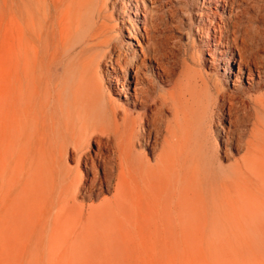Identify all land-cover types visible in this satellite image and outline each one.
<instances>
[{
    "label": "rangeland",
    "instance_id": "rangeland-1",
    "mask_svg": "<svg viewBox=\"0 0 264 264\" xmlns=\"http://www.w3.org/2000/svg\"><path fill=\"white\" fill-rule=\"evenodd\" d=\"M107 1L106 3L109 4H106V9L108 7V14H112V17L105 18L100 14V9H102L104 4L103 0H96L89 4L81 11L80 22L74 20L73 23L72 19L74 26L77 22L79 23V28L65 40L66 47L64 48L62 45L63 41L59 43L57 34L54 35L55 32H53V28L57 30V24L59 23L57 17L59 15H54L55 10L53 7V12H48L50 7L47 9L46 0L17 1L14 4L11 0H0V264H264V161L248 165L243 163H240V165L236 164L233 158L243 155L244 151L238 155L234 149H230L231 151L224 150L219 137L213 130V135H216L215 141L218 140L216 144H218V156L221 160V164L214 163L213 160L216 155L214 142L207 135L201 141L197 136L198 127L189 112H186L187 119L185 118L182 124H185L184 128L187 127V130H184L188 135L185 142L183 141L182 147L185 150V154L181 157L179 151L182 145H179V138L175 135L176 137L172 139L171 143V147L173 146L171 155L174 157L175 163L180 162L184 157H187L185 158L187 161L188 159L191 161L195 158H200L201 165L198 177L189 175L194 170L192 166L187 168L188 165H186V171L183 170V173L181 168L176 167V176L173 175V178H170L173 184L170 183L169 188L164 190L165 198L170 196L167 209L153 205L147 208L150 210V214L149 210H147L148 212L141 210V212H136L134 215H126L127 220L123 221L121 220L122 216H114L113 221L120 223V225H110L107 223V219L91 218L88 215L90 209L100 206L110 196V198L113 197L115 180H112L109 186L108 180L102 179L101 170L97 171L95 177L98 175V178L95 181L92 180L94 178L90 174L86 175L82 165L75 170V163L71 162L74 159L71 151H67L65 155L68 160L60 159L57 161L56 166L52 164L48 153L46 155V134L48 133V128H46V67L44 68L41 65L40 59L36 58L37 60H35L33 54L35 51L44 55L52 52L62 54L64 49H66L68 53L79 54L82 59H85L95 52L108 51L112 47L111 45L116 43V39L113 38L116 32L111 30L113 29L112 25L116 23L120 25L119 22L126 18L127 15H122V11H120L119 4L121 0ZM162 1V4L165 5L163 10L160 8L158 10V6L152 7L148 2L146 4L149 5L147 6L150 7L152 13L154 12V15H162L161 18L163 17L161 21L157 20L156 23L158 26L160 25L159 32L162 31L160 36L164 34L162 37L165 38V34L169 33L168 36L166 35V38L168 37L166 42L170 49V55L172 54L171 58L174 61L172 62L175 65V79L183 71L186 64L197 68L191 58L193 52L197 53V47L195 49L192 48V37L188 35L189 32L185 25V20L181 23L180 19L182 16L186 19L189 18V15L192 16L195 13L193 11L194 7L198 3L200 4L202 0ZM237 1L235 0V7L239 2L241 3L239 4L240 8L238 10L235 9V12H241V22L245 21L246 24L249 22L253 29L258 27L264 32V18L262 17L264 15V0ZM244 7L245 10L243 9ZM56 8L59 10L62 5ZM128 12L130 19H132L133 10ZM169 13L173 15L174 19L170 17ZM53 15L55 16L54 20ZM248 18L251 20H248ZM53 23H55V27H53ZM102 26H105V28H102ZM123 33L124 35L127 34ZM95 34L98 35V40H91ZM192 36L196 44L199 45L195 32ZM107 39L111 41L109 44L100 43ZM58 50L60 51L59 53ZM63 62V59L58 58L57 63L51 68V79L53 78L51 83L55 88L56 92L54 93L56 95L59 92L60 84L62 85L64 82ZM201 69L205 71L203 63ZM43 71L45 74H43ZM92 71L93 68L90 69L88 75H83L79 69L78 74L71 76V80L76 82L79 80L80 83H84ZM56 87L58 88L56 89ZM163 89L166 90L167 88ZM52 109L55 111L56 107L53 106ZM48 115L50 116L49 113ZM165 117L167 120L171 119V113H166ZM223 125L227 126L225 123ZM193 135L195 136L194 139ZM258 137L256 146L259 151L257 152L258 155L257 153L254 155L262 157L264 156V131ZM162 140L163 137H160L157 142L159 144L154 145L155 151L154 148L151 150V147L143 146L144 143L142 142L140 145L142 148L136 145L135 153L148 154L147 156L153 159L156 153L158 154L162 151ZM188 142H191V147L188 146ZM93 143L92 141L88 145V151L90 152L96 147L95 143L94 145ZM200 146H203V148ZM192 151L193 153H191ZM65 165L74 168L69 174L70 178L67 180H64V176L67 174ZM257 166L259 167L257 168ZM137 171L141 172L140 169ZM77 172L83 181H81L80 185H82L79 186L76 193L78 200L76 199L77 201H75L77 205L84 206L81 217L72 208L64 209V205L67 204L70 195L65 198L62 193L63 187L75 179ZM229 172L230 174L228 175ZM236 173L237 175H235ZM161 175L162 177L164 176L162 179L165 181L170 180L168 179V170H162ZM183 176L184 179H181ZM56 178L57 181L55 182ZM175 178L177 179L175 180ZM227 180H229L228 183ZM245 181L247 184H243ZM54 183H58V185ZM183 183L189 186L187 205L182 204L184 199L180 189ZM141 184L143 190H145L144 192L148 191V195H152L151 197L154 199L157 197L156 190V192L148 190L149 187L146 181L142 180ZM241 185L246 186L243 188ZM108 186L109 188L107 189ZM90 192L92 196L89 199ZM170 192L174 195L170 194ZM233 192H235L234 195ZM50 194L51 198L48 199ZM243 195L256 199H243ZM250 205L252 206V212L251 210L249 211ZM261 205H263V208ZM234 206H236V212L231 209ZM151 209H154L156 213ZM62 213L63 215H61ZM58 215H61L60 217L62 218ZM155 215L156 220H154ZM134 216L138 220L139 225L137 226L133 223ZM162 217L163 220H161ZM95 219L97 222L94 221ZM190 219L193 221L190 222ZM230 219L231 221H229ZM250 219L254 221L252 222ZM145 220H147V223ZM188 221L190 222V228ZM208 221L211 223L209 222V224ZM255 221L259 223H255ZM183 222L187 225L182 224ZM201 223L203 224L201 225ZM211 224L214 226H210ZM52 227L54 228L53 230ZM147 227L149 228L147 229ZM50 233L51 235L49 236ZM52 235L53 237H51Z\"/></svg>",
    "mask_w": 264,
    "mask_h": 264
},
{
    "label": "bare ground",
    "instance_id": "bare-ground-1",
    "mask_svg": "<svg viewBox=\"0 0 264 264\" xmlns=\"http://www.w3.org/2000/svg\"><path fill=\"white\" fill-rule=\"evenodd\" d=\"M11 1L14 4L17 1L25 2L27 0ZM95 1L96 0H46L47 9L50 7L48 12L51 13L54 8V15H59V17H57L59 20L57 30L53 28V32H55L54 35L57 34L59 43L63 41L62 45L64 48L66 47L65 40L72 36L74 31H77L79 28L78 22H80L81 11ZM106 2L108 1L103 0L104 4H101L103 7L100 9V14L105 18H111L112 14H108V7L106 9V4L108 5L109 3ZM146 2L152 7L158 6V10L159 8L161 10L165 9L162 0H121V3L119 4L120 11H122V15L127 16L119 22L120 25L117 23L112 25L113 29L111 30L116 32V35L113 36V38L116 39V43L113 44L112 42L113 45H111L112 47L108 51L95 52L85 59H82L79 54L68 53L66 49H64L62 54L52 52L44 55L41 53L39 54L37 51L33 54L35 60L40 59L41 65L44 66V68L46 67V74L43 71V74L46 76V128H48V133L46 134V155L48 153L52 164L56 166L58 163L57 161L60 159H67V157L65 158V155L67 151H71L74 156V159L71 160V162L73 161L75 163V170L82 165L86 175L88 176V174H90L94 178H91L93 181L98 178V175L95 177L97 171L101 170L103 174L102 179L105 178V180H108V185L112 180L116 181L113 197L110 198V196L109 199L107 198L108 200L103 199L105 201H103L100 206L90 209L88 212V215L91 218L107 219V223L110 225H120V223L113 221L114 216H122V221L127 220L126 215H134L136 212H141V210L147 211L149 210L147 208L153 205L167 209L170 196L165 198L164 190L169 188L172 181L170 178H173V175L176 176V167L181 168V172L183 173V170L186 171V165H188L187 168L192 166L194 170H191L192 172L189 175H192L193 177L199 174V167L201 165L200 158H195L191 161L188 159L187 161L185 159L187 157H184L185 160L182 158L177 164L175 163L174 157L171 155V152H173V146L171 147L172 139L176 136L179 138V145H182L180 146L179 151L181 157L185 154V150H183L184 148L182 147L183 141L185 142L188 135L184 130H187V127L184 128L183 126L185 124H182L183 120L185 118L187 119L186 112L191 114V118L198 127L197 136L201 141L204 140L206 135L212 138L215 145L214 151L216 152L213 160L214 163L221 164V160L218 156V144H216V141L218 140L215 141L216 135L219 137L224 150L228 151L234 149L238 155L240 152L244 151L243 155H239L237 158L232 157L236 164L240 165V163H243L248 165L258 161H264V156L261 157L259 155L260 157H257L254 155L259 151L256 146V139L259 138L258 136L263 134L264 131V32L258 27L253 29V27L249 25V22L248 24H246L245 21L243 23L241 22V12H235V9L238 10L240 8L239 4L241 2H239V0L237 1L239 4L236 5V7L235 0H202L200 4L198 3L199 5L197 4L194 7L193 11L195 13L192 16L189 15L188 19L182 16L180 19L181 23L185 20V25L189 32L188 35L192 37V48L195 49L197 47V53L193 52V55L191 56L193 63H195L197 68L186 64L183 71L174 79L175 65L173 64L174 61L173 58H171L172 54L170 55V49L166 42L168 41L166 35L168 36L169 33L167 32V34H165V38L162 37L164 34L160 36L162 31L159 32L160 25L158 26L156 21H161L163 17L161 18L162 15H158L159 17L154 15V12L152 13V10L148 7L149 5L146 4ZM61 5L62 8L58 10L56 7ZM243 9L245 10V7ZM246 9L248 10L247 6ZM130 10H133L132 14L134 19H130L128 12ZM171 13H169L170 17L173 18ZM54 15L53 20L55 18ZM262 17L264 18V15H262ZM72 19L73 23L74 20L78 21L75 26L72 24ZM248 20L251 19L248 18ZM54 24L55 23H53V27L56 26H54ZM102 28H105V26H102ZM108 30H110V28H108ZM170 30L172 29L170 28ZM123 32L127 34L124 35ZM194 32L197 36L200 47L196 44L194 37L192 36ZM97 37L98 35L95 34L92 36L91 40L97 39ZM31 38L33 37L31 36ZM110 42V39H107L100 43L109 44ZM59 50L58 53L60 52ZM173 57L175 59L174 55ZM58 58H61L64 61V82L62 85L60 84L59 92L56 95L54 93L56 92L55 88L51 83V80L53 79H51V68L57 63ZM202 63L205 66V71L207 73L201 69ZM91 68H93V71L89 74V77L84 83H80L79 80H77L78 82L71 80V76L76 74L79 69L81 70V74L88 75ZM60 70L62 71V69ZM165 87L167 88L166 90L163 89ZM57 88L58 87H56V89ZM53 106L56 107L55 111L52 109ZM139 111H141V113H139ZM166 113H171V119H166ZM186 123L188 124V122ZM224 123L227 124V126H224ZM25 130L27 131V129ZM213 130L216 133L215 136L213 135ZM160 137H163L162 151L158 154L156 153L154 156L152 155L153 159L148 157V154H143L140 151V153H135L136 145L140 146L142 142L144 143L143 146H149L151 147V150L154 148L155 151L154 145L156 146V144H159L157 142ZM194 137L195 136L193 135V139ZM92 141L95 143L96 147L90 152L88 151V145ZM190 144L191 142L188 145L189 147H191ZM200 147L203 148V146ZM140 148L142 147L140 146ZM193 150L195 149L193 148ZM199 151L197 152L199 153ZM191 153H193V151ZM187 156L189 155L187 154ZM203 164H205V162H203ZM259 166H257V168ZM66 168L67 174H65L64 180L70 178L69 174L74 170V168L68 166H66ZM139 169L141 172L137 171ZM165 169L169 172L168 179L170 180L167 181L162 179L164 176L162 177L161 175L162 170ZM229 174L230 172L228 175ZM235 175H237V173ZM206 177L208 178V176ZM233 178L231 179L230 177L231 180H233ZM176 179L177 178H175V180ZM181 179H184V176ZM142 180L148 183V190L157 191V199L151 197L152 195L149 196L148 191L144 192L145 190H143L141 184ZM56 181L57 178L55 182ZM81 181V176L77 172L75 179L65 185L62 189L65 198L70 195L67 204L64 205V209L72 208L75 212L77 211L80 217L83 215L84 206L77 205L75 201L78 200L76 198V193L79 186L82 185H80ZM228 181L229 180H227V183ZM237 181L238 179L236 180V184ZM54 184L58 185V183ZM183 184L180 189L184 199L182 204L184 203V205H187L189 186ZM243 184H247L246 181ZM245 186L242 187L244 188ZM52 188L54 189V187ZM257 189L259 188L257 187ZM171 193L172 192H170V194ZM234 193L235 192H233V195ZM226 195L228 197V193ZM50 196L51 194L48 196V199L51 198ZM91 196L92 194L90 192L88 198L90 199ZM243 199L255 200L256 198L243 195ZM262 206L263 205H261V207ZM231 209L233 212H236V206L231 207ZM250 210L252 212V206L249 211ZM154 212L156 213L155 210ZM244 212L246 213L245 209ZM61 215H63V213ZM154 220H156V215ZM161 220H163V217ZM251 220L252 219H250V221ZM254 220H252V222ZM46 221L48 223V219ZM94 221H96V219ZM145 221L147 223V220ZM192 221L190 219V222ZM229 221H231V219ZM194 222L196 223V221ZM209 222L210 221H208V223ZM256 222L258 221H255V223ZM133 223L136 226L139 225L136 217L134 218ZM203 223H201V225ZM182 224L186 223L183 222ZM212 224L210 226H214ZM57 225H55V227H57ZM53 227L52 230L55 228ZM148 228L149 227H147V229ZM50 235L51 233L49 236ZM51 237H53V235Z\"/></svg>",
    "mask_w": 264,
    "mask_h": 264
}]
</instances>
